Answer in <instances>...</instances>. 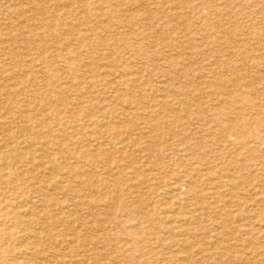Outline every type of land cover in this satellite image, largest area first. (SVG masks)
<instances>
[{
  "label": "rangeland",
  "instance_id": "374dc122",
  "mask_svg": "<svg viewBox=\"0 0 264 264\" xmlns=\"http://www.w3.org/2000/svg\"><path fill=\"white\" fill-rule=\"evenodd\" d=\"M224 1L225 0H0V39L2 40L0 41V148L2 149H0V165H4L0 167V178L2 179H0V188H2V190H0V226L2 225V227H0V253L2 254H0L2 256H0V264H19L20 262V264H38L39 262L40 264H95V262L96 264H115L117 261V264H257L259 262L264 264V241H261V239L264 240L262 233L264 230V162H262L264 161V118L262 117L264 116V0H227L225 3ZM250 1H252L254 5L251 4ZM245 2H248V4ZM237 9L239 11H237ZM18 13L20 15H18ZM246 13L247 15H245ZM235 14H237L236 17ZM255 17L258 18L255 19ZM229 20H231V22H229ZM236 23L238 25H236ZM115 25H117V27ZM67 28H72V30L69 31ZM203 30H205V32ZM242 30L244 32H242ZM45 32L47 37L45 36ZM188 33H190V35H188ZM81 34L84 36L82 37ZM255 38L259 40L260 45H258ZM183 43L187 47H185ZM244 45L247 46L245 47ZM255 45L261 46V48L259 47L258 49ZM10 47H13L12 50L9 49ZM226 47H229L228 49L231 47V49L228 50ZM252 49L254 50L253 53L251 51ZM206 50H209V52ZM220 50H222V53ZM256 50L258 52H256ZM223 52L225 54L224 57ZM173 53L177 55L175 56ZM199 54L201 56H199ZM234 54L238 57L236 58ZM217 56H219V58H217ZM132 60L133 62L135 61L134 64L131 63ZM227 60L231 61L228 62ZM227 62L230 64L226 65ZM97 64L99 66H97ZM207 64L210 65L208 66ZM239 64L243 67L246 66V68L243 69L242 67L241 71ZM56 65L57 67H55ZM189 65L191 67H189ZM230 65L233 67H230ZM52 66L55 67V70L52 69ZM235 67L237 71L235 70ZM248 67L249 70L247 69ZM198 68L200 70H198ZM158 69H160V71ZM212 69H214V72L217 69L218 71L216 72H218V74H215ZM229 69L233 71L231 72ZM40 70L41 72H39ZM251 70H254L253 73ZM150 72L151 74H149ZM225 72L226 75L228 74L227 76H225ZM42 73H44V75ZM233 73L239 75H233ZM33 74L38 75L36 77V75ZM219 74L221 76H219ZM7 77L10 78V80H7ZM254 77L256 79L258 78V81L255 80ZM131 78L134 79L132 80ZM163 78L167 80H163ZM201 78L204 81H202ZM242 79L244 80V83ZM261 79L262 81H260ZM134 80L136 82H134ZM15 81L18 86H16ZM232 82L234 84H232ZM248 82L255 90L249 88L250 85ZM253 82L254 84H251ZM90 84H92V86ZM232 85H234V87ZM215 86H217V91ZM77 87L80 88V90ZM244 87L249 88V90L251 89V92L247 90V88L245 90ZM19 88H21V90L20 92H17ZM56 88L58 89L56 90ZM49 89L51 91H49ZM68 90L70 92H68ZM237 90L240 93H238ZM252 90H254L253 92L256 95L254 93L252 94ZM259 90L262 92V95ZM236 91L237 93L235 94ZM213 92L216 93L213 94ZM189 93L192 94V96ZM201 94L202 96L200 97ZM250 96H252V98H250ZM255 96L256 98H254ZM131 97H133V99ZM143 98L145 99L143 100ZM226 99L231 102L228 103ZM224 100L228 105L224 102ZM67 102H70L71 104H67ZM117 102H119V104H117ZM95 103L97 105H95ZM212 103H214L213 106ZM215 103L222 106V109H220V107H216L218 105H215ZM221 103L223 104L221 105ZM253 103H255V105H253ZM20 106L26 108H22ZM6 108H8V111ZM64 109L66 110V113ZM87 109L90 110L87 111ZM218 112L220 114L218 115L219 118L217 116ZM220 116H222V118H220ZM53 117L55 121L52 120ZM82 118L84 119L83 121L80 120ZM241 118L242 120H240ZM56 121L57 123H55ZM124 121H126V123ZM239 121L241 123H239ZM45 125H47L46 128L48 133ZM109 126L111 128H109ZM78 129H80V131ZM148 129H150V131ZM77 130L79 132H77ZM86 131L88 133H86ZM19 134H21L22 137ZM58 134L61 135L59 136ZM62 135L64 136L62 137ZM56 136L61 138L58 139ZM15 137H17V139ZM153 137L156 139L158 137L156 140L157 142L155 141L157 146L155 145V148H149V146H147L149 145L148 142L151 139L154 140ZM9 139L11 142L8 141ZM61 140H63V142ZM17 143H21V145ZM145 147L147 149H144ZM257 147L259 148V151ZM56 148H58L57 150L59 151H57ZM64 148H67V151H64ZM61 149L62 151H60ZM105 150L106 152L108 151L107 153L109 157H107ZM149 150L151 151L150 153ZM152 150H160L162 155L158 156L157 153ZM244 150H246V152ZM138 152H141L142 154ZM247 152L249 153L247 154ZM6 153L9 154V157ZM28 153H30V156H28ZM252 153L253 158L250 157V155L252 156ZM155 154L157 156H154ZM38 155L40 156L39 160ZM137 155H139V157ZM149 155L151 156L149 157ZM28 158H30L32 162H28ZM56 159L57 161H55ZM103 159H105L106 162ZM246 159L248 163L246 162ZM101 160L103 161L101 162ZM259 160H261V162ZM35 162L37 167L35 166ZM186 162L188 164L190 163V165L192 164V167H190V165L188 167ZM231 162L234 164H230ZM8 164H11V167ZM57 164H59V166H57ZM261 165L263 167L261 170L262 172L259 171L261 169ZM12 166H14L13 169ZM24 166L25 169L23 168ZM256 166L258 167L256 168ZM95 167L98 170L94 169ZM232 167H234V169ZM253 167H255V169ZM48 168L50 169L49 171ZM162 168L166 171H163ZM219 169L221 172H219ZM8 171L11 172L12 175L9 174ZM234 172H236V174ZM225 175H228V179H225ZM19 176H21V178ZM69 176L71 178H69ZM85 176H89L90 178ZM119 176L123 179L119 178ZM251 177L253 180H251ZM257 178H260L261 180H258ZM10 180L12 181L10 182ZM211 180L212 182L214 181L213 184L210 183ZM220 181H223L222 184H219L221 183ZM42 182L44 183L42 184ZM101 182L102 185L100 184ZM259 183L263 184L261 185ZM49 185L51 189L49 188ZM209 185L211 187H209ZM251 185L253 187V191L250 190ZM258 185L260 187L262 186V189L258 187ZM226 186L227 188H225ZM73 187L75 189H73ZM220 187H222V189H220ZM238 187L240 192H238L239 189L236 190ZM207 189L211 193L213 191V193L211 194L209 191L206 192ZM105 190H107V192ZM232 190L234 193H231ZM214 192H216V195H214ZM80 194L82 196H80ZM208 194L210 196H208ZM10 195H12V197ZM66 195L68 196L66 197ZM211 195L214 198V203ZM46 196L47 199H45ZM194 196H196L197 200ZM15 197L16 201H14ZM182 198L184 200H182ZM28 199H30L29 202ZM185 200L186 202H183ZM215 201L217 203L218 201L221 202V205L218 204L214 206L217 204ZM235 202L239 204L237 205ZM261 202H263V204ZM93 203L99 206L96 205L95 208ZM188 203L189 208L187 207ZM88 205L90 207H88ZM120 205L122 207H120ZM177 205H180V207ZM8 206L9 209L14 206L15 207L12 208L11 211L8 209ZM134 207L135 209H133ZM182 207H185L186 210L188 209L189 212ZM220 207L223 208L222 211ZM36 208H40V210ZM69 208L74 211H69ZM37 211H40L41 213H38ZM84 211L88 215L84 213ZM33 214L34 216H32ZM197 215H199V217H196ZM86 216L90 217V219ZM259 217L263 219L260 220ZM4 218H6L7 221H5ZM21 218L24 221H22ZM33 218L36 219L34 220ZM185 218L186 220H184ZM196 218L198 219L196 220ZM250 219L254 223L251 222ZM173 220L174 223L172 222ZM249 220L250 222L248 223L247 221ZM10 221L14 223L11 224ZM261 221L262 223H259ZM84 222L85 224H83ZM193 222L195 224H192ZM217 222H219L220 225H218L219 223ZM256 222H258V225ZM216 226L219 227L217 228ZM213 227L217 228L216 230H219L212 231V229H214ZM166 228L167 230H165ZM177 228H179L180 231ZM205 228L208 229V231L205 230ZM209 230H211L212 233H210ZM221 230L223 231V234H226L223 235ZM91 231L92 233H95L90 234ZM148 231L150 232V235ZM166 231H168V233ZM48 232H51V234ZM213 232H216V234ZM10 234L12 238L10 237ZM12 234L14 236H12ZM78 234L80 238L78 237ZM176 234L178 237L175 236ZM186 235L190 236L187 237ZM2 236L4 237L3 240ZM176 237L180 238L174 239ZM220 237H223L224 239H219ZM5 239L6 241H4ZM91 239L94 240V243ZM179 240L181 241L179 242ZM4 242L6 245H4ZM15 248L18 251H16ZM37 249L39 250V253L36 251ZM81 250H85L84 252L86 254L81 252ZM27 252H30L29 256H26L28 255ZM84 255H86L87 258ZM201 255H204L202 257L203 260ZM17 256L20 259L17 258ZM58 256L60 257L58 258ZM40 257L41 261H39ZM244 257L245 259H243ZM255 257L258 262L255 260ZM30 258L33 260L30 261ZM190 258H192V262H190L191 260H188ZM42 259L45 260H43L45 263L42 262ZM37 260L39 262H37ZM26 261H28V263Z\"/></svg>",
  "mask_w": 264,
  "mask_h": 264
},
{
  "label": "bare ground",
  "instance_id": "6f19581e",
  "mask_svg": "<svg viewBox=\"0 0 264 264\" xmlns=\"http://www.w3.org/2000/svg\"><path fill=\"white\" fill-rule=\"evenodd\" d=\"M77 1H78V0H77ZM157 1H158V0H157ZM182 1H183V0H182ZM217 1H218V0H217ZM222 1H223V0H222ZM226 1H227V0H225L224 3H225ZM245 1H248V0H245ZM1 2H2V1H1ZM5 2H6V1H5ZM142 2H143V1H142ZM153 2H155V1H153ZM193 2H194V1H193ZM229 2H230V1H229ZM242 2H243V1H242ZM250 2H251V4L254 5V3H253L252 1H250ZM250 2H249V4H250ZM93 3H94V2H93ZM235 3H236V2H235ZM245 3L248 4V2H245ZM255 3H256V2H255ZM260 3H261V2H260ZM12 4H13V2H12ZM189 4H190V3H189ZM219 4H220V3H219ZM236 4H237V3H236ZM263 4H264V2H263ZM3 5H4V3H3ZM3 5H2V6H3ZM5 5H6V4H5ZM18 5H19V4H18ZM226 5H227V4H226ZM8 6H9V5H8ZM15 6H16V5H15ZM55 6H56V4H55ZM218 6H219V5H218ZM234 6H235V5H234ZM248 6H249V5H248ZM248 6H247V7H248ZM89 7H90V5H89ZM89 7H88V8H89ZM105 7H106V6H105ZM212 7H213V6H212ZM253 7H254V6H253ZM257 7H258V5H257ZM122 8H123V7H122ZM129 8H130V7H129ZM129 8H128V9H129ZM232 8H233V7H232ZM255 8H256V7H255ZM28 9H29V8H28ZM190 9H191V8H190ZM234 9H235V8H234ZM234 9H233V10H234ZM251 9H252V7H251ZM177 10H178V9H177ZM248 10H249V9H248ZM252 10H253V9H252ZM252 10H251V11H252ZM100 11H101V10H100ZM122 11H123V10H122ZM127 11H128V10H127ZM206 11H207V10H206ZM237 11H239V10L237 9ZM71 12H72V11H71ZM149 12H150V11H149ZM252 12H253V11H252ZM252 12H251V13H252ZM19 13H20V12H19ZM19 13H18V15H20ZM113 13H114V12H113ZM118 13H119V12H118ZM170 13H171V12H170ZM256 13H257V12H256ZM256 13H255V14H256ZM261 13H262V12H261ZM5 14H6V13H5ZM32 14H33V13H32ZM89 14H90V13H89ZM188 14H189V13H188ZM230 14H231V13H230ZM237 14H238V13H237ZM237 14H235V17H236ZM253 14H254V13H253ZM263 14H264V12H263ZM263 14H262V15H263ZM1 15H2V14H1ZM100 15H101V14H100ZM245 15H247V13H246ZM260 15H261V14H260ZM260 15H259V16H260ZM2 16H3V15H2ZM59 16H60V15H59ZM95 16H96V15H95ZM118 16H120V15H118ZM254 16H257V15H254ZM259 16H258V17H259ZM61 17H62V16H61ZM61 17H60V18H61ZM92 17H93V16H92ZM97 17H98V16H97ZM106 17H107V15H106ZM126 17H127V16H126ZM135 17H136V16H135ZM135 17H134V18H135ZM224 17H225V16H224ZM258 17H257V18H258ZM260 17H261V16H260ZM15 18H16V17H15ZM62 18H63V17H62ZM84 18H85V17H84ZM99 18H101V17H99ZM113 18H114V17H113ZM228 18H229V17H228ZM252 18H253V17H252ZM257 18L255 17V19H257ZM263 18H264V15H263ZM138 19H139V18H138ZM142 19H143V18H142ZM158 19H159V18H158ZM247 19H249V18H247ZM253 19H254V18H253ZM260 19H262V18H260ZM260 19H258V20H260ZM39 20H40V19H39ZM130 20H131V19H130ZM153 20H154V19H153ZM234 20H235V19H234ZM222 21H224V20H222ZM251 21H252V19H251ZM261 21H262V20H261ZM263 21H264V20H263ZM263 21H262V23H263ZM7 22H8V21H7ZM48 22H49V21H48ZM64 22H65V21H64ZM97 22H98V21H97ZM97 22H96V23H97ZM103 22H104V21H103ZM103 22H102V23H103ZM229 22H231V20H229ZM235 22H236V21H235ZM242 22H243V21H242ZM258 22H259V21H258ZM219 23H220V22H219ZM233 23H234V22H233ZM259 23H260V22H259ZM99 24H100V23H99ZM99 24H98V25H99ZM135 24H136V22H135ZM137 24H138V23H137ZM142 24H143V23H142ZM228 24H229V23H228ZM230 24H231V23H230ZM244 24H245V23H244ZM251 24H252V23H251ZM256 24H257V23H256ZM94 25H95V24H94ZM117 25H118V24H117ZM117 25H115V26L117 27ZM159 25H160V24H159ZM182 25H183V24H182ZM225 25H227V24H225ZM236 25H238V24L236 23ZM259 25H260V24H259ZM263 25H264V24H263ZM263 25H262V26H263ZM100 26H101V25H100ZM100 26H99V27H100ZM221 26H222V25H221ZM242 26H243V25H242ZM248 26H249V25H248ZM260 26H261V25H260ZM99 27H97V28H99ZM143 27H144V26H143ZM257 27H258V26H257ZM263 27H264V26H263ZM52 28H53V27H52ZM94 28H95V27H94ZM212 28H213V27H212ZM214 28H215V27H214ZM232 28H233V26H232ZM31 29H32V28H31ZM67 29H68V28H67ZM100 29H101V28H100ZM122 29H123V28H122ZM203 29H204V28H203ZM208 29H209V28H208ZM215 29H216V28H215ZM227 29H228V28H227ZM237 29H238V27H237ZM250 29H251V28H250ZM258 29H259V28H258ZM40 30H41V27H40ZM68 30L70 31V30H72V28H71V29H68ZM106 30H107V29H106ZM106 30H105V31H106ZM175 30H176V29H175ZM178 30H179V29H178ZM238 30H239V29H238ZM260 30H261V29H260ZM260 30H259V31H260ZM34 31H35V29H34ZM87 31H88V30H87ZM109 31H111V30H109ZM145 31H146V30H145ZM203 31L205 32V30H203ZM208 31H209V30H208ZM226 31H228V30H226ZM229 31H230V30H229ZM248 31H249V30H248ZM256 31H257V29H256ZM27 32H28V31H27ZM55 32H56V31H55ZM92 32H93V31H92ZM239 32H240V31H239ZM242 32H244V31L242 30ZM245 32H246V31H245ZM253 32H254V31H253ZM262 32H263V31H262ZM176 33H177V32H176ZM192 33H193V31H192ZM219 33H221V32H219ZM237 33H238V32H237ZM246 33H247V32H246ZM246 33H245V35H246ZM250 33H251V32H250ZM257 33H258V32H257ZM259 33H260V32H259ZM88 34H89V33H88ZM109 34H110V32H109ZM186 34H187V32H186ZM213 34L216 35L215 33H213ZM221 34H222V33H221ZM240 34H241V33H240ZM254 34H255V32H254ZM260 34H261V33H260ZM260 34H259V35H260ZM81 35H82V37L84 36L83 34H81ZM188 35H190V33H188ZM222 35H223V34H222ZM235 35H236V34H235ZM248 35H249V34H248ZM250 35H251V34H250ZM262 35H263V34H262ZM45 36H46V32H45ZM178 36H179V35H178ZM186 36H187V35H186ZM204 36H205V35H204ZM220 36H221V35H220ZM229 36H230V34H229ZM263 36H264V35H263ZM7 37H8V36H7ZM46 37H47V36H46ZM82 37H81V38H82ZM85 37H87V36H85ZM189 37H190V36H189ZM192 37H193V36H192ZM89 38H90V37H89ZM164 38H165V37H164ZM205 38H206V37H205ZM205 38H204V39H205ZM240 38H242V37H240ZM84 39H85V38H84ZM167 39H168V38H167ZM201 39H202V38H201ZM233 39H234V38H233ZM252 39H253V38H252ZM255 39H256V38H255ZM261 39H262V38H261ZM263 39H264V38H263ZM45 40H46V38H45ZM80 40H81V39H80ZM164 40H165V39H164ZM256 40H257V39H256ZM0 41H2V40L0 39ZM3 41H4V40H3ZM6 41H7V40H6ZM69 41H70V40H69ZM82 41H83V39H82ZM99 41H100V40H99ZM138 41H139V40H138ZM188 41H189V40H188ZM222 41H223V40H222ZM232 41H234V40H232ZM238 41H239V40H238ZM246 41H247V40H246ZM249 41H250V40H249ZM254 41H255V40H254ZM84 42H85V41H84ZM236 42H237V40H236ZM241 42H242V40H241ZM250 42H251V41H250ZM252 42H253V41H252ZM255 42H256V41H255ZM257 42H258V45H260V44H259V40H257ZM257 42H256V44H257ZM7 43H8V42H7ZM96 43H97V42H96ZM98 43H99V42H98ZM101 43H102V42H101ZM211 43H213V42H211ZM214 43H215V42H214ZM32 44H33V43H32ZM53 44H54V43H53ZM53 44H52V45H53ZM150 44H151V43H150ZM154 44H155V43H154ZM159 44H160V43H159ZM183 44H184V43H183ZM194 44H195V42H194ZM194 44H193V46H194ZM225 44H226V43H225ZM237 44H238V42H237ZM3 45H4V43H3ZM108 45H109V44H108ZM110 45H111V44H110ZM112 45H113V44H112ZM118 45H119V44H118ZM184 45H185V44H184ZM217 45H218V44H217ZM238 45H239V44H238ZM38 46H39V45H38ZM50 46H51V45H50ZM103 46H104V45H103ZM215 46H216V45H215ZM219 46H220V44H219ZM223 46H224V45H223ZM225 46H226V45H225ZM228 46H229V44H228ZM231 46H232V45H231ZM241 46H242V43H241ZM244 46L246 47L247 45H244ZM255 46H257V45H255ZM255 46H254V48H255ZM82 47H83V46H82ZM86 47H87V46H86ZM100 47H102V46H100ZM140 47H142V46H140ZM145 47H146V46H145ZM155 47H156V46H155ZM155 47H154V48H155ZM185 47H187V46L185 45ZM209 47H210V46H209ZM257 47H258V49H259V47L261 48V46H257ZM12 48H13V47H10L9 49L12 50ZM108 48H109V47H108ZM196 48H197V47H196ZM211 48H212V46H211ZM211 48H210V49H211ZM216 48H217V46H216ZM216 48H215V49H216ZM220 48H221V47H220ZM226 48H227V47H226ZM228 48H229V47H228ZM228 48H227V49H228ZM234 48H235V47H234ZM242 48H243V47H242ZM242 48H241V49H242ZM262 48H263V45H262ZM15 49H16V48H15ZM188 49H190V48H188ZM199 49H200V48H199ZM218 49H219V48H218ZM230 49H231V47H230ZM230 49H228V50H230ZM241 49H240V52H241ZM243 49H244V48H243ZM246 49H247V48H246ZM255 49H256V48H255ZM61 50H62V49H61ZM64 50H65V49H64ZM64 50H63V51H64ZM145 50H147V49H145ZM181 50H182V49H181ZM204 50H205V49H204ZM9 51H10V50H9ZM38 51H39V48H38ZM85 51H86V50H85ZM141 51H143V50H141ZM169 51H170V50H169ZM169 51H168V52H169ZM206 51H207V50H206ZM206 51H205V52H206ZM213 51H214V49H213ZM220 51H221V53H222V50H220ZM220 51H218V52H220ZM247 51H248V50H247ZM251 51H252V53H253L254 50L252 49ZM6 52H7V51H6ZM72 52H73V51H72ZM92 52H94V51H92ZM174 52H175V51H174ZM189 52H190V51H189ZM189 52H187V53H189ZM207 52H209V50H208ZM214 52H215V51H214ZM229 52H230V51H229ZM233 52H234V51H233ZM248 52H249V51H248ZM256 52H258V51L256 50ZM62 53H63V52H62ZM73 53H74V52H73ZM80 53H81V52H80ZM136 53H137V52H136ZM243 53H245V52H243ZM259 53H260V52H259ZM122 54H123V53H122ZM130 54H131V53H130ZM168 54H169V53H168ZM173 54H174V53H173ZM200 54H201V52H200ZM200 54H199V56H201ZM202 54H203V53H202ZM246 54H247V53H246ZM248 54H249V53H248ZM60 55H61V53H60ZM123 55H124V54H123ZM169 55H170V54H169ZM174 55H175V54H174ZM176 55H177V54H176ZM176 55H175V56H176ZM181 55H183V54H181ZM224 55H225V54H224V52H223V57H224ZM240 55H241V54H240ZM258 55H259V54H258ZM119 56H120V54H119ZM141 56H142V55H141ZM155 56H156V55H155ZM203 56H204V55H203ZM221 56H222V54H221ZM234 56H235V54H234ZM21 57H22V56H21ZM143 57H144V56H143ZM143 57H142V59H143ZM159 57H161V56H159ZM209 57H210V56H209ZM228 57H229V55H228ZM230 57H231V56H230ZM235 57H236V56H235ZM237 57H238V56H237ZM237 57H236V58H237ZM253 57H254V56H253ZM259 57H260V56H259ZM95 58H96V57H95ZM95 58H93V59H95ZM120 58H121V57H120ZM151 58H152V57H151ZM217 58H219V56H217ZM244 58H245V57H244ZM113 59H114V57H113ZM157 59H158V58H157ZM199 59H200V57H199ZM223 59H224V58H223ZM232 59H233V58H232ZM250 59H252V58H250ZM11 60H12V59H11ZM61 60H62V59H61ZM104 60H105V59H104ZM147 60H149V59H147ZM155 60H156V59H155ZM160 60H161V59H160ZM189 60H190V59H189ZM203 60H205V59H203ZM233 60H234V59H233ZM237 60H238V59H237ZM248 60H249V56H248ZM254 60H256V59H254ZM261 60H263V59H261ZM66 61H67V60H66ZM96 61H97V60H96ZM114 61H115V59H114ZM121 61H122V60H121ZM144 61H145V59H144ZM156 61H157V60H156ZM158 61H159V60H158ZM173 61H174V60H173ZM186 61H187V59H186ZM227 61H228V60H227ZM230 61H231V60H230ZM230 61H228V62H230ZM234 61H235V60H234ZM234 61H233V62H234ZM245 61H246V60H245ZM5 62H6V59H5ZM27 62H28V61H27ZM134 62H135V61H134ZM134 62H133V60H132L131 63L134 64ZM142 62H143V60H142ZM189 62H191V61H189ZM189 62H188V63H189ZM199 62H200V61H199ZM204 62H205V61H204ZM225 62H226V61H225ZM228 62L226 63V65L228 64ZM233 62H232V63H233ZM237 62H238V61H237ZM246 62H247V61H246ZM258 62H259V61H258ZM61 63H62V62H61ZM83 63H84V62H83ZM121 63H122V62H121ZM137 63H138V62H137ZM151 63H152V62H151ZM200 63H202V62H200ZM216 63H217V60H216ZM216 63H215V64H216ZM9 64H10V63H9ZM17 64H18V63H17ZM26 64H27V63H26ZM65 64H66V63H65ZM192 64H193V63H192ZM197 64H198V63H197ZM229 64H230V63H229ZM229 64H228V65H229ZM240 64H241V63H240ZM240 64H239V66H240V70H241V68H242L243 66L240 65ZM255 64H256V63H255ZM66 65H67V64H66ZM125 65H126V64H125ZM128 65H129V64H128ZM128 65H127V66H128ZM155 65H156V64H155ZM173 65H174V64H173ZM184 65H185V64H184ZM190 65H191V64H190ZM190 65H189V67L192 66V65H191V66H190ZM199 65H200V64H199ZM207 65H208V64H207ZM209 65H210V64H209ZM209 65H208V66H209ZM233 65H234V64H233ZM243 65H244V64H243ZM261 65H262V64H261ZM7 66H9V65H7ZM11 66H12V64H11ZM18 66H19V65H18ZM82 66H83V65H82ZM97 66H99V65L97 64ZM100 66H101V65H100ZM115 66L117 67L116 64H115ZM118 66H119V65H118ZM129 66H130V65H129ZM237 66H238V64H237ZM248 66H249V65H248ZM254 66H255V65H254ZM254 66H253V67H254ZM257 66H258V65H257ZM53 67H54V66H52V69L55 70V67H57V65H56L54 68H53ZM130 67H131V66H130ZM138 67H140V66H138ZM185 67H186V66H185ZM202 67H203V65H202ZM206 67H207V66H206ZM226 67H227V66H226ZM230 67H233V66L230 65ZM263 67H264V65H263ZM19 68H20V67H19ZM32 68H33V67H32ZM213 68H214V67H213ZM244 68H246V66L243 67V69H244ZM258 68H259V67H258ZM3 69H4V68H3ZM56 69H57V68H56ZM183 69H184V68H183ZM204 69H205V68H204ZM204 69H203V70H204ZM221 69H222V66H221ZM227 69H228V67H227ZM232 69H233V68H232ZM237 69H238V68H237ZM247 69L249 70V67H248ZM255 69H256V68H255ZM261 69H263V68H261ZM47 70H48V69H47ZM158 70L160 71V69H158ZM198 70H200V69L198 68ZM201 70H202V69H201ZM229 70H230V69H229ZM235 70H236V67H235ZM235 70H234V71H235ZM245 70H246V69H245ZM245 70H244V71H245ZM258 70H260V69H258ZM32 71H33V70H32ZM52 71H53V70H52ZM133 71H134V70H133ZM188 71H189V70H188ZM205 71H206V69H205ZM210 71H211V70H210ZM210 71H209V72H210ZM212 71L214 72V69H212ZM212 71H211V72H212ZM216 71H218V70L216 69L214 73H215V74H216V73L218 74V72H216ZM225 71H226V70H225ZM227 71H228V70H227ZM230 71H231V70H230ZM232 71H233V70H232ZM232 71H231V72H232ZM236 71H237V70H236ZM238 71H239V70H238ZM241 71H242V70H241ZM251 71H252V73H253L254 70H251ZM39 72H41V70H40ZM47 72H48V71H47ZM53 72H54V71H53ZM85 72H86V71H85ZM202 72H203V71H202ZM239 72H240V71H239ZM245 72H246V71H245ZM259 72H260V71H259ZM26 73H27V72H26ZM26 73H25V74H26ZM57 73H58V72H57ZM99 73H100V72H99ZM160 73H161V72H160ZM175 73H176V72H175ZM181 73H182V72H181ZM203 73H204V72H203ZM207 73H208V72H207ZM236 73H237V72H236ZM248 73H250V72H248ZM248 73H247V74H248ZM252 73H251V74H252ZM254 73H255V72H254ZM257 73H258V72H257ZM42 74L44 75V73H42ZM101 74H102V73H101ZM128 74H130V73H128ZM149 74H151V72H150ZM185 74H186V73H185ZM212 74H213V73H212ZM221 74H222V73H221ZM224 74H225V76L228 75V74L226 75V72H225ZM224 74H223V75H224ZM234 74H235V73H233V75H234ZM240 74H241V73H240ZM242 74H243V73H242ZM8 75H9V74H8ZM8 75H7V76H8ZM33 75H36V77H37L38 74H33ZM47 75H49V74H47ZM55 75H56V74H55ZM88 75H89V74H88ZM157 75H158V74H157ZM193 75H194V74H193ZM223 75H222V76H223ZM235 75H239V74H235ZM254 75H255V74H254ZM258 75H259V74H258ZM17 76H18V75H17ZM49 76H50V75H49ZM62 76H64V75H62ZM62 76H61V77H62ZM133 76H134V75H133ZM197 76H198V75H197ZM204 76H206V75H204ZM219 76H221V75L219 74ZM219 76H218V77H219ZM225 76H224V77H225ZM231 76H232V75H231ZM243 76H244V75H243ZM246 76H247V75H246ZM252 76H253V75H252ZM252 76H251V77H252ZM255 76H256V75H255ZM9 77H10V76H9ZM21 77H22V76H21ZM125 77H127V76H125ZM134 77H136V76H134ZM198 77H199V76H198ZM198 77H197V78H198ZM201 77H202V76H201ZM215 77H216V76H215ZM240 77H241V76H240ZM240 77H239V78H240ZM257 77H258V76H257ZM260 77H261V75H260ZM5 78H6V77H5ZM7 78H8V77H7ZM11 78H12V77H11ZM136 78H137V77H136ZM145 78H146V76H145ZM182 78H183V77H182ZM187 78H188V77H187ZM199 78H200V77H199ZM204 78H205V77H204ZM216 78H217V77H216ZM226 78H227V77H226ZM229 78H230V77H229ZM236 78H237V77H236ZM242 78H243V77H242ZM254 78H255V77H254ZM261 78H262V77H261ZM3 79H4V78H3ZM3 79H2V80H3ZM60 79H61V78H60ZM63 79H64V78H63ZM129 79H130V78H129ZM131 79H132V78H131ZM133 79H134V78H133ZM133 79H132V80H133ZM164 79H165V78H163V80H164ZM176 79H178V78H176ZM201 79H202V78H201ZM221 79H222V78H221ZM221 79H219V80H221ZM232 79H233V77H232ZM257 79H258V78H257ZM257 79L255 78V80H257ZM262 79H263V78H262ZM262 79H261L260 81H262ZM7 80H10V78H8ZM12 80H13V79H12ZM12 80H11V81H12ZM34 80H36V79H34ZM41 80H42V79H41ZM41 80H40V81H41ZM77 80H78V79H77ZM77 80H76V81H77ZM84 80H85V79H84ZM165 80H167V79H165ZM228 80H229V79H228ZM228 80H227V82L229 83L230 80H229V81H228ZM237 80H238V79H237ZM242 80H243V79H242ZM245 80H246V79H245ZM0 81H1V80H0ZM32 81H33V80H32ZM59 81H60V80H59ZM61 81H62V79H61ZM61 81H60V82H61ZM90 81H91V80H90ZM127 81H128V80H127ZM142 81H143V80H142ZM148 81H149V80H148ZM202 81H204V80L202 79ZM210 81H211V80H210ZM215 81H216V80H215ZM238 81H239V80H238ZM257 81H258V80H257ZM260 81H259V82H260ZM15 82H16V81H15ZM15 82H14V83H15ZM28 82H30V81H28ZM53 82H54V81H53ZM82 82H83V81H82ZM134 82H136V81L134 80ZM175 82H176V81H175ZM222 82H223V81H222ZM239 82H240V81H239ZM245 82H246V81H245ZM249 82H250V81H249ZM249 82H248V83H249ZM251 82H252V81H251ZM254 82H255V81H254ZM254 82L251 83V84H254ZM263 82H264V81H263ZM14 83H13V84H14ZM55 83H56V82H55ZM121 83H122V82H121ZM141 83H142V82H141ZM141 83H140V84H141ZM186 83H187V82H186ZM202 83H203V82H202ZM205 83H206V82H205ZM212 83H213V82H212ZM225 83H226V82H225ZM225 83H224V85H225ZM237 83H238V82H237ZM243 83H244V80H243ZM11 84H12V83H11ZM175 84H176V83H175ZM213 84H214V83H213ZM232 84H234V83L232 82ZM235 84H236V83H235ZM23 85H24V84H23ZM67 85H68V84H67ZM80 85H81V84H80ZM90 85L92 86V84H90ZM188 85H189V84H188ZM188 85H187V86H188ZM206 85H207V83H206ZM214 85H215V84H214ZM217 85H219V84H217ZM228 85H229V84H228ZM237 85H238V84H237ZM240 85H241V84H240ZM240 85H239V86H240ZM249 85H250V83H249ZM5 86H6V85H5ZM16 86H18L17 82H16ZM56 86H57V83H56ZM232 86L234 87V85H232ZM241 86H242V85H241ZM241 86H240V87H241ZM252 86H254V85H252ZM30 87H31V86H30ZM57 87H58V86H57ZM69 87H70V86H69ZM95 87H96V86H95ZM121 87H122V86H121ZM195 87H196V86H195ZM216 87H217V86H215V89H216ZM240 87H239V88H240ZM242 87H243V86H242ZM248 87H249V86H248ZM60 88H61V87H60ZM64 88H65V87H64ZM77 88H78V87H77ZM182 88H183V87H182ZM185 88H186V87H185ZM230 88H231V87H230ZM244 88H245V87H244ZM246 88H247V87H246ZM246 88H245V90H246ZM249 88L254 89L253 87H251V85H250ZM249 88H247V90H249ZM57 89H58V88H56V90H57ZM68 89H69V88H68ZM78 89L80 90V88H78ZM186 89H188V88H186ZM231 89H232V88H231ZM241 89H243V88H241ZM10 90H11V89H10ZM18 90H19V91H18ZM18 90H17V92H20L21 88H19ZM41 90H42V89H41ZM61 90H62V89H61ZM70 90H71V89H70ZM127 90H128V89H127ZM131 90H132V89H131ZM198 90H199V89H198ZM201 90H202V89H201ZM228 90H230V89H228ZM238 90L240 91V89H238ZM238 90H237V91H238ZM250 90H251V89H250ZM250 90H249V91H250ZM254 90H255V89H254ZM254 90H252V94L254 93V92H253ZM33 91H34V90H33ZM49 91H51V90L49 89ZM216 91H217V89H216ZM220 91H221V90H220ZM220 91H218V92H220ZM237 91L235 92V94L237 93ZM239 91H238V93L242 92V91H240V92H239ZM259 91H260V90H259ZM259 91H258V92H259ZM262 91H263V90H262ZM66 92H67V91H66ZM68 92H70V91L68 90ZM76 92H77V90H76ZM138 92H139V91H138ZM186 92H187V91H186ZM197 92H198V91H197ZM223 92H226V91H223ZM233 92H234V91H233ZM244 92H245V91H244ZM250 92H251V91H250ZM260 92H261V91H260ZM4 93H5V92H4ZM33 93H34V92H33ZM78 93H79V92H78ZM181 93H182V92H181ZM209 93H211V92H209ZM214 93H216V92H213V94H214ZM247 93H248V92H247ZM256 93H257V91H256ZM56 94H57V93H56ZM83 94H84V93H83ZM146 94H147V93H146ZM189 94H190V93H189ZM199 94H200V93H199ZM199 94H198V95H199ZM228 94H229V92H228ZM245 94H246V93H245ZM254 94H255V93H254ZM258 94H259V93H258ZM28 95H29V94H28ZM28 95H27V96H28ZM33 95H34V94H33ZM180 95H181V94H180ZM190 95L192 96V94H190ZM190 95H189V96H190ZM231 95H232V94H231ZM246 95H247V94H246ZM250 95H251V93H250ZM255 95H256V94H255ZM261 95H262V92H261ZM42 96H43V95H42ZM82 96H83V95H82ZM143 96H144V95H143ZM201 96H202V94L200 95V97H201ZM213 96H215V95H213ZM216 96H217V95H216ZM263 96H264V95H263ZM263 96H261V97H263ZM29 97H30V96H29ZM29 97H28V98H29ZM37 97H38V96H37ZM63 97H64V96H63ZM63 97H62V98H63ZM79 97H80V96H79ZM83 97H84V96H83ZM98 97H99V96H98ZM100 97H101V96H100ZM138 97H139V96H138ZM146 97H147V95H146ZM231 97H232V96H231ZM235 97H236V96H235ZM246 97H247V96H246ZM248 97H249V96H248ZM261 97H260V99H261ZM52 98H53V97H52ZM95 98H96V97H95ZM127 98H128V97H127ZM131 98L133 99V97H131ZM193 98H194V97H193ZM195 98H196V97H195ZM227 98H228V97H227ZM233 98H234V97H233ZM241 98H242V97H241ZM250 98H252V96H250ZM254 98H256V96H255ZM38 99H39V98H38ZM45 99H46V98H45ZM54 99H55V96H54ZM56 99H58V98H56ZM63 99H64V98H63ZM144 99H145V98H143V100H144ZM198 99H199V98H198ZM218 99H219V98H218ZM230 99H232V98H230ZM242 99H243V98H242ZM247 99H248V98H247ZM3 100H4V99H3ZM18 100H19V99H18ZM30 100L32 101L31 98H30ZM65 100H66V99H65ZM81 100H83V99H81ZM95 100H96V99H95ZM194 100H197V99H194ZM202 100H203V98H202ZM226 100H227V99H226ZM251 100H252V99H251ZM258 100H259V98H258ZM6 101H7V100H6ZM55 101H56V100H55ZM111 101H112V100H111ZM145 101H146V100H145ZM216 101H217V100H216ZM247 101H248V100H247ZM18 102H19V101H18ZM32 102H33V101H32ZM133 102H134V101H133ZM221 102H223V101H221ZM224 102H225V100H224ZM227 102L229 103V102H231V101H230V100H229V101L227 100ZM227 102H225V103L227 104ZM233 102H234V100H233ZM260 102H262V101H260ZM29 103H31V102H29ZM42 103H43V102H42ZM68 103H70V102H67V104H68ZM107 103H108V102H107ZM126 103H128V102H126ZM216 103H217V102H216ZM216 103H215V105H218V106H216V107H220V109H222V106H219V104H216ZM242 103H243V102H242ZM246 103H247V102H246ZM249 103H250V102H249ZM263 103H264V101H263ZM8 104H9V103H8ZM70 104H71V103H70ZM93 104H94V103H93ZM105 104H106V103H105ZM117 104H119V102H117ZM213 104H214V103H212V106H213ZM222 104H223V103H221V105H222ZM234 104H235V103H234ZM3 105H4V104H3ZM77 105H78V103H77ZM95 105H97V104L95 103ZM227 105H228V104H227ZM238 105H239V103H238ZM240 105H241V103H240ZM246 105H247V104H246ZM253 105H255V103H253ZM35 106H36V105H35ZM51 106H52V105H51ZM58 106H59V105H58ZM93 106H94V105H93ZM98 106H99V105H98ZM165 106H167V105H165ZM178 106H179V105H178ZM181 106H182V104H181ZM201 106H202V105H201ZM212 106H211V107H212ZM233 106H235V105H233ZM233 106H232V108H233ZM6 107H7V104H6ZM20 107H22V108H26V107H23V106H20ZM101 107H102V106H101ZM109 107H110V106H109ZM125 107H126V106H125ZM146 107H147V106H146ZM236 107H237V106H236ZM250 107H251V106H250ZM257 107H258V106H257ZM262 107H263V106H262ZM147 108H148V107H147ZM147 108H146V109H147ZM152 108H153V107H152ZM166 108H168V107H166ZM213 108H215V107H213ZM238 108H239V107H238ZM11 109H12V108H11ZM11 109H10V110H11ZM19 109H20V108H19ZM42 109H43V108H42ZM90 109H91V108H90ZM90 109H87V111L90 110ZM133 109H134V108H133ZM211 109H212V108H211ZM215 109H216V108H215ZM218 109H219V108H218ZM235 109H236V108H235ZM261 109H262V108H261ZM1 110H2V108H1ZM6 110L8 111V108H6ZM10 110H9V113H10ZM12 110H13V109H12ZM24 110H25V109H24ZM49 110H50V109H49ZM92 110H93V109H92ZM236 110H237V109H236ZM236 110H235V111H236ZM22 111H23V110H22ZM43 111H44V110H43ZM64 111H65V113H66V110H65V109H64ZM213 111H214V110H213ZM216 111H217V110H216ZM237 111H238V110H237ZM261 111H262V110H261ZM23 112H24V111H23ZM25 112H26V111H25ZM79 112H80V110H79ZM95 112H96V111H95ZM118 112H119V111H118ZM170 112H171V110H170ZM220 112H221V110H220ZM239 112H240V111H239ZM246 112H247V111H246ZM246 112H244V113H246ZM16 113H17V112H16ZM65 113H64V114H65ZM81 113H82V111H81ZM85 113H87V112H85ZM98 113H99V112H98ZM124 113H125V112H124ZM162 113H163V112H162ZM172 113H173V111H172ZM175 113H176V112H175ZM221 113H222V112H221ZM233 113H234V112H233ZM244 113H243V114H244ZM257 113H259V112H257ZM260 113H261V112H260ZM24 114H25V113H24ZM53 114H54V113H53ZM157 114H158V113H157ZM197 114H198V113H197ZM229 114H230V113H229ZM229 114H228V115H229ZM237 114H238V113H237ZM262 114H263V113H262ZM10 115H11V114H10ZM25 115H26V114H25ZM36 115H37V114H36ZM75 115H76V114H75ZM86 115H87V114H86ZM89 115H90V113H89ZM143 115H144V114H143ZM145 115H146V114H145ZM191 115H192V114H191ZM218 115H220L219 112H218L217 116H218ZM235 115H236V114H235ZM20 116H21V115H20ZM49 116H50V115H49ZM68 116H69V115H68ZM126 116H128V115H126ZM129 116H130V115H129ZM152 116H153V115H152ZM154 116H155V115H154ZM224 116H225V113H224ZM240 116H241V115H240ZM258 116H259V115H258ZM0 117H1V116H0ZM62 117H63V116H62ZM112 117H113V116H112ZM169 117H170V116H169ZM230 117H231V116H230ZM241 117H242V116H241ZM262 117L264 118V116H262ZM3 118H4V117H3ZM34 118H35V117H34ZM80 118H81V117H80ZM83 118H84V117H83ZM83 118L80 119V120L83 121V120H84ZM143 118H144V117H143ZM218 118H219V116H218ZM220 118H222V116H220ZM17 119H18V118H17ZM50 119H51V117H50ZM61 119H62V118H61ZM117 119H118V118H117ZM122 119H123V117H122ZM229 119H230V118H229ZM243 119H244V118H243ZM6 120H7V119H6ZM18 120H19V119H18ZM52 120H54V117H53ZM218 120H219V119H218ZM222 120H225V119H222ZM231 120H232V119H231ZM231 120H230V121H231ZM237 120H239V119H237ZM240 120H242V118H241ZM248 120H249V119H248ZM14 121H15V120H14ZM54 121H55V120H54ZM54 121H53V122H54ZM63 121H64V120H63ZM63 121H62V122H63ZM76 121H77V120H76ZM243 121H244V120H243ZM10 122H11V121H10ZM17 122H18V121H17ZM23 122H24V121H23ZM50 122H52V121H50ZM79 122H80V121H79ZM124 122L126 123V121H124ZM153 122H154V121H153ZM220 122H221V121H220ZM236 122H238V121H236ZM5 123H6V122H5ZM5 123H4V125H5ZM55 123H57V121H56ZM72 123H73V122H72ZM109 123H110V122H109ZM184 123H185V122H184ZM239 123H241V122L239 121ZM7 124H8V123H7ZM77 124H79V123H77ZM77 124H76V125H77ZM83 124H85V123H83ZM105 124H106V121H105ZM164 124H165V123H164ZM249 124H250V123H249ZM50 125H51V124H50ZM98 125H99V124H98ZM107 125H108V124H107ZM144 125H145V124H144ZM256 125H257V124H256ZM31 126H32V125H31ZM46 126H47V125H45V128H46ZM68 126H69V125H68ZM99 126H100V125H99ZM110 126H111V124H110ZM110 126H109V128H111ZM115 126H117V125H115ZM262 126H263V125H262ZM4 127H5V126H4ZM51 127H52V126H51ZM51 127H50V128H51ZM53 127H54V126H53ZM60 127H61V126H60ZM62 127H63V126H62ZM100 127H101V126H100ZM103 127H104V126H103ZM106 127H107V126H106ZM130 127H131V126H130ZM221 127H222V126H221ZM228 127H229V126H228ZM228 127H227V128H228ZM238 127H239V125H238ZM253 127H254V126H253ZM257 127H258V126H257ZM259 127H260V126H259ZM6 128H7V127H6ZM28 128H29V127H28ZM81 128H82V127H81ZM97 128H99V127H97ZM146 128H147V126H146ZM227 128H226V129H227ZM234 128H235V127H234ZM260 128H261V127H260ZM76 129H77V128H76ZM93 129H94V128H93ZM126 129H127V128H126ZM128 129H129V128H128ZM261 129H262V128H261ZM5 130H6V129H5ZM5 130H4V131H5ZM40 130H41V129H40ZM46 130H47V128H46ZM49 130H51V129H49ZM78 130L80 131V129H78ZM78 130H77V132H79ZM95 130H96V128H95ZM136 130H137V129H136ZM140 130H141V129H140ZM148 130L150 131V129H148ZM55 131H56V130H55ZM64 131H66V130H64ZM88 131H89V130H88ZM132 131H133V130H132ZM219 131H220V130H219ZM248 131H249V130H248ZM255 131H256V130H255ZM95 132H96V131H95ZM114 132H115V131H114ZM133 132H134V131H133ZM154 132H155V131H154ZM205 132H206V131H205ZM208 132H210V131H208ZM225 132H226V131H225ZM227 132H229V131H227ZM4 133H5V132H4ZM4 133H3V134H4ZM19 133H20V132H19ZM47 133H48V130H47ZM52 133H53V132H52ZM80 133H81V132H80ZM86 133H88V132L86 131ZM93 133H94V132H93ZM97 133H98V132H97ZM118 133H119V132H118ZM123 133H124V132H123ZM127 133H128V132H127ZM129 133H131V132H129ZM191 133H192V132H191ZM211 133H212V132H211ZM251 133H252V132H251ZM262 133H263V132H262ZM1 134H2V133H1ZM15 134H16V133H15ZM50 134H51V133H50ZM67 134H68V133H67ZM113 134H114V133H113ZM131 134H132V133H131ZM227 134H228V133H227ZM241 134H242V133H241ZM263 134H264V133H263ZM19 135L21 136V134H19ZM48 135H49V134H48ZM54 135H55V132H54ZM58 135H59V134H58ZM60 135H61V134H60ZM60 135H59V136H60ZM90 135H91V133H90ZM95 135H96V134H95ZM102 135H103V134H102ZM105 135H106V134H105ZM120 135H121V134H120ZM205 135H206V134H205ZM209 135H210V134H209ZM218 135H219V134H218ZM50 136H51V135H50ZM59 136H58V137H59ZM63 136H64V135H62V137H63ZM85 136H86V135H85ZM87 136H88V135H87ZM110 136H111V135H110ZM206 136H207V135H206ZM216 136H217V135H216ZM5 137H6V136H5ZM21 137H22V136H21ZM54 137H55V136H54ZM56 137H57V136H56ZM58 137H57V138H58ZM92 137H93V136H92ZM104 137H105V136H104ZM151 137H152V136H151ZM239 137H240V136H239ZM13 138H14V137H13ZM15 138L17 139V137H15ZM42 138H43V136H42ZM44 138H45V137H44ZM50 138H51V137H50ZM57 138H56V139H57ZM60 138H61V137H60ZM60 138H58V139H60ZM88 138H89V137H88ZM93 138H94V137H93ZM101 138H102V137H101ZM110 138H112V137H110ZM153 138H154V137H153ZM209 138H210V136H209ZM214 138H215V137H214ZM236 138H237V137H236ZM248 138H249V137H248ZM4 139H5V138H4ZM28 139H29V138H28ZM69 139H70V138H69ZM94 139H95V138H94ZM157 139H158V137H157ZM157 139H156V138H154V140L151 139V140L148 142L149 145H147V146H149V148H152V147L155 148V147L157 146V144L155 143V141H156ZM5 140H6V139H5ZM36 140H37V139H36ZM36 140H35V141H36ZM54 140H55V139H54ZM79 140H80V139H79ZM91 140H92V139H91ZM95 140H96V139H95ZM214 140H215V139H214ZM237 140H239V139H237ZM8 141H10V139H9ZM28 141H29V140H28ZM33 141H34V140H33ZM56 141H57V140H56ZM61 141L63 142V140H61ZM135 141H136V140H135ZM10 142H11V141H10ZM14 142H15V141H14ZM47 142H48V141H47ZM85 142H86V141H85ZM101 142H102V141H101ZM156 142H157V141H156ZM207 142H208V140H207ZM255 142H256V141H255ZM260 142H261V141H260ZM263 142H264V140H263ZM15 143H16V142H15ZM245 143H246V142H245ZM17 144L21 145V143H17ZM26 144H27V143H26ZM83 144H84V143H83ZM86 144H87V143H86ZM210 144H211V143H210ZM256 144H257V143H256ZM258 144H259V143H258ZM22 145H24V144H22ZM58 145H59V144H58ZM96 145H97V143H96ZM155 145H156V146H155ZM199 145H200V144H199ZM199 145H197V146H199ZM215 145H218V144H215ZM261 145H262V144H261ZM261 145H260V146H261ZM2 146H3V145H2ZM33 146H34V145H33ZM37 146H38V145H37ZM66 146H68V145H66ZM86 146H87V145H86ZM97 146H98V145H97ZM125 146H126V145H125ZM140 146H141V145H140ZM181 146H182V145H181ZM242 146H243V145H242ZM246 146H247V145H246ZM16 147H17V146H16ZM20 147H21V146H20ZM100 147H101V146H100ZM6 148H7V147H6ZM53 148H55V147H53ZM207 148H208V147H207ZM243 148H244V147H243ZM257 148H258V147H257ZM0 149H1V148H0ZM7 149H8V148H7ZM17 149H18V148H17ZM20 149H21V148H20ZM23 149H25V148H23ZM57 149H58V148H56V150H57ZM64 149H65V148H64ZM104 149H105V148H104ZM138 149H139V148H138ZM138 149H137V151H138ZM144 149H147V148L145 147ZM245 149H246V147H245ZM1 150H2V149H1ZM8 150H9V149H8ZM41 150H42V149H41ZM44 150H45V149H44ZM91 150H94V149H91ZM98 150H99V149H98ZM135 150H136V149H135ZM139 150H140V149H139ZM150 150H151V149H150ZM150 150H149V153L151 152ZM196 150H197V149H196ZM212 150H213V149H212ZM42 151H43V150H42ZM57 151H59V150H57ZM60 151H62V149H61ZM64 151H67V148H66ZM87 151H88V150H87ZM132 151H133V150H132ZM152 151L155 152V153H157L158 156L162 155V154H161L162 152H161L160 150H156L157 152L154 151V150H152ZM213 151H214V150H213ZM244 151L246 152V150H244ZM258 151H259V148H258ZM258 151H257V152H258ZM82 152H83V151H82ZM85 152H86V151H85ZM99 152H100V151H99ZM99 152H97V153H99ZM105 152H106V150H105ZM105 152H104V153H105ZM107 152H108V151H107ZM107 152H106L107 157H109ZM134 152H135V151H134ZM142 152H143V151H142ZM197 152H198V151H197ZM250 152H251V149H250ZM252 152H253V150H252ZM255 152H256V151H255ZM20 153H21V151H20ZM39 153H40V152H39ZM66 153H67V152H66ZM87 153H88V152H87ZM90 153H91V152H90ZM92 153H93V152H92ZM104 153H103V154H104ZM138 153H141V152H138ZM138 153H137V154H138ZM143 153H144V152H143ZM147 153H148V151H147ZM149 153H148V154H149ZM210 153H211V152H210ZM210 153H209V154H210ZM234 153H235V152H234ZM234 153H233V155H234ZM248 153H249V152H247V154H248ZM260 153H261V152H260ZM6 154H7V156L9 155L8 153H6ZM10 154H11V153H10ZM22 154H23V153H22ZM28 154H29L28 156H30V153H28ZM74 154H75V153H74ZM82 154H83V153H82ZM141 154H142V153H141ZM224 154H226V153H224ZM227 154H229V153H227ZM262 154H263V152H262ZM15 155H16V154H15ZM32 155H33V153H32ZM100 155H101V154H100ZM157 155L155 154L154 156H157ZM230 155H231V154H230ZM1 156H2V155H1ZM84 156H85V155H84ZM137 156L139 157V155H137ZM147 156H148V155H147ZM147 156H146V158H147ZM150 156H151V155H149V157H150ZM226 156H228V155H226ZM257 156H258V155H257ZM3 157H4V156H3ZM8 157H9V156H8ZM34 157H35V156H34ZM39 157H40V156L38 155V160H39ZM44 157H45V156H44ZM90 157H91V154H90ZM204 157H205V156H204ZM250 157L253 158V153H252V156L250 155ZM259 157H260V156H259ZM0 158H1V157H0ZM220 158H221V156H220ZM223 158H225V157H223ZM248 158H249V157H248ZM263 158H264V156H263ZM28 159H29L28 162H32V161L30 160V158H28ZM57 159H58V158H57ZM57 159H56L55 161H57ZM101 159H102V158H101ZM156 159H157V158H156ZM156 159H155V160H156ZM221 159H222V158H221ZM225 159H226V158H225ZM12 160H13V159H12ZM26 160H27V159H26ZM59 160H60V158H59ZM65 160H66V158H65ZM81 160H83V159H81ZM103 160H105V159H103ZM103 160H101V162H102ZM125 160H127V159H125ZM144 160H145V159H144ZM147 160H148V159H147ZM223 160H224V159H223ZM239 160H240V159H239ZM261 160H263V159H261ZM261 160H259V161L261 162ZM1 161H2V160H1ZM23 161H24V160H23ZM23 161H22V162H23ZM41 161H42V160H41ZM61 161H62V159H61ZM87 161H88V160H87ZM89 161H90V160H89ZM98 161H99V160H98ZM138 161H139V160H138ZM192 161H193V160H192ZM199 161H200V160H199ZM251 161H252V160H251ZM256 161H257V160H256ZM9 162H10V161H9ZM24 162H25V161H24ZM65 162H66V161H65ZM80 162H81V161H80ZM91 162H92V160H91ZM94 162H96V161H94ZM105 162H106V160H105ZM144 162H145V161H144ZM189 162H190V161H189ZM227 162H229V161H227ZM240 162H241V160H240ZM240 162H239V164H240ZM243 162H244V160H243ZM246 162H247V159H246ZM249 162H250V161H249ZM262 162H264V161H262ZM56 163H57V162H56ZM62 163H63V162H62ZM62 163H61V164H62ZM73 163H74V162H73ZM92 163H93V162H92ZM155 163H156V162H155ZM186 163H187V162H186ZM241 163H242V162H241ZM247 163H248V162H247ZM254 163H255V162H254ZM257 163H258V162H257ZM23 164H24V163H23ZM39 164H40V162H39ZM41 164H42V163H41ZM89 164H90V163H89ZM93 164H94V163H93ZM117 164H118V161H117ZM149 164H150V162H149ZM193 164H194V163H193ZM230 164H234V163L231 162ZM243 164H244V163H243ZM8 165H9V164H8ZM10 165H11V164H10ZM10 165H9V166H10ZM12 165H13V164H12ZM29 165H30V164H29ZM33 165H34V164H33ZM47 165H49V164H47ZM47 165H46V168H47ZM86 165H87V164H86ZM97 165H99V164H97ZM103 165H104V164H103ZM187 165H188V167H189L190 163H189V164L187 163ZM191 165H192V164H191ZM191 165H190V167H192ZM226 165H227V164H226ZM255 165H256V164H255ZM257 165H258V164H257ZM1 166H4V165H0V167H1ZM9 166H8V167H9ZM17 166H18V165H17ZM17 166H16V169H17ZM22 166H23V165H22ZM35 166L37 167L36 162H35ZM57 166H59V164H57ZM68 166H69V165H68ZM88 166H91V165H88ZM93 166H94V165H93ZM115 166H116V165H115ZM193 166H194V165H193ZM199 166H200V165H199ZM222 166H223V165H222ZM236 166H237V165H236ZM239 166H240V165H239ZM242 166H243V165H242ZM242 166H241V168H242ZM258 166H259V165H258ZM258 166H256V168H257ZM10 167H11V166H10ZM13 167H14V166H12V169H13ZM62 167H63V166H62ZM77 167H78V166H77ZM79 167H80V166H79ZM200 167H201V166H200ZM216 167H217V166H216ZM226 167H227V166H226ZM244 167H245V166H244ZM251 167H252V166H251ZM23 168L25 169V166H24ZM42 168H43V167H42ZM51 168H52V167H51ZM71 168H72V167H71ZM91 168H92V167H91ZM102 168H103V167H102ZM118 168H119V167H118ZM159 168H160V167H159ZM164 168H165V167H164ZM179 168H180V167H179ZM221 168H222V167H221ZM230 168H231V167H230ZM232 168L234 169V167H232ZM245 168H246V167H245ZM253 168L255 169V167H253ZM40 169H41V167H40ZM54 169H55V168H54ZM54 169H52V170H54ZM68 169H69V168H68ZM86 169H87V168H86ZM94 169H97V168L95 167ZM99 169H100V168H99ZM162 169H163V168H162ZM167 169H168V168H167ZM193 169H194V168H193ZM195 169H196V168H195ZM228 169H229V168H228ZM246 169H247V168H246ZM262 169H263V167H262V165H261V169H260V170L258 169V170L261 171ZM8 170H9V169H8ZM22 170H23V169H22ZM29 170H30V168H29ZM49 170H50V169L48 168V171H49ZM97 170H98V169H97ZM100 170H101V169H100ZM181 170H182V169H181ZM190 170H191V169H190ZM210 170H211V169H210ZM226 170H227V169H226ZM239 170H240V168H239ZM251 170H252V169H251ZM251 170H250V172H251ZM258 170H257V171H258ZM2 171H3V170H2ZM12 171H13V170H12ZM25 171H26V170H25ZM30 171H31V170H30ZM41 171H42V170H41ZM60 171H61V169H60ZM77 171H78V170H77ZM113 171H114V170H113ZM163 171H166V170L163 169ZM184 171H185V170H184ZM193 171H194V170H193ZM217 171H218V170H217ZM223 171H224V170H223ZM223 171H222V172H223ZM228 171H229V170H228ZM235 171H236V170H235ZM245 171H246V170H245ZM245 171H244V172H245ZM255 171H256V170H255ZM259 171H258V173H259ZM8 172H9V171H8ZM13 172H14V171H13ZM43 172H44V171H43ZM66 172H67V171H66ZM83 172H84V171H83ZM99 172H100V171H99ZM194 172H195V171H194ZM219 172H221L220 169H219ZM261 172H262V171H261ZM263 172H264V169H263ZM6 173H7V172H6ZM46 173H47V171H46ZM46 173H45V174H46ZM49 173H50V172H49ZM78 173H79V172H78ZM104 173H106V172H104ZM104 173H103V174H104ZM234 173L236 174V172H234ZM253 173H254V171H253ZM253 173H251V174H253ZM9 174H11V172H9ZM29 174H30V173H29ZM36 174H37V173H36ZM41 174H42V173H41ZM45 174H44V175H45ZM76 174H77V173H76ZM86 174H87V173H86ZM90 174H91V173H90ZM98 174H99V173H98ZM115 174H116V173H115ZM129 174H130V173H129ZM129 174H128V175H129ZM158 174H159V173H158ZM209 174H210V173H209ZM219 174H221V173H219ZM226 174H228V173H226ZM255 174H256V173H255ZM255 174H254V175H255ZM11 175H12V174H11ZM16 175H17V173H16ZM20 175H21V172H20ZM42 175H43V174H42ZM46 175H47V174H46ZM77 175H78V174H77ZM125 175H126V174H125ZM145 175H146V174H145ZM161 175H162V174H161ZM230 175H231V174H230ZM254 175H253V176H254ZM3 176H4V175H3ZM9 176H10V175H9ZM61 176H62V175H61ZM94 176H96V175H94ZM115 176H116V175H115ZM225 176H226V175H225ZM238 176H239V175H238ZM243 176H244V174H243ZM260 176H261V175H260ZM10 177H11V176H10ZM12 177H13V176H12ZM19 177L21 178V176H19ZM85 177H87V176H85ZM88 177H89V176H88ZM88 177H87V178H88ZM203 177H204V176H203ZM213 177H214V176H213ZM244 177H245V176H244ZM258 177H259V176H258ZM262 177H263V176H262ZM262 177H261V179H262ZM7 178H8V177H7ZM13 178H15V177H13ZM28 178H29V177H28ZM30 178H31V177H30ZM46 178H47V176H46ZM64 178H65V177H64ZM69 178H71V177L69 176ZM69 178H68V179H69ZM89 178H90V177H89ZM119 178H121V177L119 176ZM226 178L228 179V175L225 177V179H226ZM240 178H241V174H240ZM240 178H238V179H240ZM246 178H247V177H246ZM248 178H249V177H248ZM251 178H252V177H251ZM0 179H1V178H0ZM9 179H10V178H9ZM17 179H18V176H17ZM43 179H44V178H43ZM43 179H42V180H43ZM66 179H67V178H66ZM121 179H123V178H121ZM121 179H119V180H121ZM130 179H131V178H130ZM190 179H191V178H190ZM225 179H224V180H225ZM242 179H244V178H242ZM255 179H256V178H255ZM257 179H258V178H257ZM259 179H260V178H259ZM259 179H258V180H259ZM261 179H260V180H261ZM263 179H264V178H263ZM263 179H262V180H263ZM1 180H2V179H1ZM6 180H7V179H6ZM49 180H50V179H49ZM49 180H48V182H49ZM59 180H60V179H59ZM101 180H102V179H101ZM128 180H129V178H128ZM198 180H199V179H198ZM206 180H207V179H206ZM206 180H205V182H206ZM230 180H231V178H230ZM240 180H241V179H240ZM247 180H248V179H247ZM247 180H246V181H247ZM251 180H253V178H252ZM11 181H12V180H10V182H11ZM30 181H31V180H30ZM45 181H46V180H45ZM62 181H63V180H62ZM202 181H204V180H202ZM243 181H244V180H243ZM243 181H242V183H243ZM246 181H245V182H246ZM4 182H5V181H4ZM34 182H35V181H34ZM59 182H61V181H59ZM94 182H95V181H94ZM208 182H209V181H208ZM213 182H214V181H213ZM213 182H212V180L210 181V183H212V184H213ZM220 182H221V181H220ZM222 182H223V181H222ZM222 182L219 183V184H222ZM260 182H261V181H260ZM262 182H263V181H262ZM5 183H6V182H5ZM14 183H15V182H14ZM43 183H44V182H42V184H43ZM57 183H58V182H57ZM61 183H62V182H61ZM76 183H77V182H76ZM195 183H196V182H195ZM215 183H216V182H215ZM231 183H232V181H231ZM231 183H230V184H231ZM240 183H241V182H240ZM23 184H24V183H23ZM31 184H32V183H31ZM59 184H60V183H59ZM100 184L102 185V182H101ZM196 184H198V183H196ZM206 184H207V182H206ZM217 184H218V183H217ZM223 184H225V183H223ZM238 184H239V182H238ZM255 184H256V183H255ZM259 184H261V183H259ZM262 184H263V183H262ZM262 184H261V185H262ZM1 185H2V184H1ZM9 185H10V184H9ZM27 185H28V184H27ZM54 185H55V184H54ZM76 185H77V184H76ZM90 185H91V183H90ZM111 185H112V184H111ZM137 185H138V184H137ZM137 185H136V186H137ZM204 185H205V183H204ZM210 185H211V184H210ZM210 185H209V187H211ZM225 185H226V184H225ZM231 185H233V184H231ZM236 185H237V184H236ZM263 185H264V184H263ZM2 186H3V185H2ZM7 186H8V184H7ZM32 186H33V185H32ZM93 186H94V185H93ZM207 186H208V184H207ZM220 186H221V185H220ZM240 186H241V185H240ZM254 186H256V185H254ZM10 187H11V186H10ZM10 187H9V188H10ZM12 187H13V186H12ZM22 187H23V186H22ZM26 187H27V186H26ZM44 187H45V186H44ZM51 187H52V185H51ZM55 187H56V186H55ZM197 187H198V186H197ZM204 187H205V186H204ZM223 187H224V186H223ZM230 187H231V186H230ZM234 187H235V186H234ZM236 187H237V186H236ZM248 187H249V186H248ZM248 187H247V188H248ZM258 187H260V186L258 185ZM27 188H28V187H27ZM35 188H36V187H35ZM49 188H50V185H49ZM90 188H91V187H90ZM176 188H177V187H176ZM199 188H200V187H199ZM215 188H216V187H215ZM225 188H227V186H226ZM252 188H253V187H252V185H251V189H250V190H252ZM255 188H256V187H255ZM260 188L262 189V186H261ZM20 189H21V187H20ZM46 189H47V188H46ZM50 189H51V188H50ZM52 189H53V187H52ZM73 189H75V188L73 187ZM91 189H92V188H91ZM211 189H213V188H211ZM220 189H222V187H220ZM238 189H239V187H238L236 190H238ZM261 189H260V190H261ZM263 189H264V187H263ZM0 190H2V188H0ZM25 190H27V189H25ZM39 190H40V189H39ZM70 190H71V189H70ZM79 190H80V189H79ZM142 190H143V189H142ZM167 190H168V189H167ZM214 190H215V189H214ZM229 190H230V189H229ZM234 190H235V189H234ZM241 190H242V189H241ZM10 191H11V190H10ZM23 191H24V190H23ZM42 191H43V190H42ZM59 191H60V190H59ZM105 191L107 192V190H105ZM115 191H117V190H115ZM124 191H125V190H124ZM145 191H146V190H145ZM208 191H209V190L207 189L206 192H208ZM217 191H218V190H217ZM227 191H228V190H227ZM243 191H245V190H243ZM246 191H248V190H246ZM252 191H253V190H252ZM257 191H258V190H257ZM257 191H256V192H257ZM262 191H263V190H262ZM7 192H8V190H7ZM43 192H45V191H43ZM43 192H42V193H43ZM51 192H52V191H51ZM170 192H171V191H170ZM209 192H210V191H209ZM235 192H237V191H235ZM238 192H240V189H239ZM260 192H261V191H260ZM260 192H258V193L261 194L262 192H261V193H260ZM20 193H22V192H20ZM23 193H25V192H23ZM60 193H61V192H60ZM75 193H77V192H75ZM101 193H102V192H101ZM101 193H100V194H101ZM139 193H140V192H139ZM167 193H168V191H167ZM210 193H211V192H210ZM212 193H213V191H212ZM212 193H211V194H212ZM214 193H215L214 195H216V192H214ZM223 193H224V192H223ZM225 193H226V192H225ZM229 193H230V192H229ZM231 193H234V191L232 190ZM231 193H230V194H231ZM246 193H247V192H246ZM251 193H252V192H251ZM36 194H37V193H36ZM44 194H45V193H44ZM102 194H103V193H102ZM102 194H101V195H102ZM116 194H117V192H116ZM116 194H115V195H116ZM148 194H149V193H148ZM169 194H171V193H169ZM187 194H188V193H187ZM201 194H202V193H201ZM226 194H227V193H226ZM226 194H225V195H226ZM235 194H236V193H235ZM235 194H234V196H235ZM243 194H244V193H243ZM243 194H242V195H243ZM255 194H256V193H255ZM32 195H33V194H32ZM60 195H61V194H60ZM112 195H113V194H112ZM122 195H123V194H122ZM163 195H164V193H163ZM199 195H200V194H199ZM222 195H223V194H222ZM227 195H228V194H227ZM231 195H232V194H231ZM237 195H238V194H237ZM263 195H264V194H263ZM10 196L12 197V195H10ZM67 196H68V195H66V197H67ZM80 196H82V195L80 194ZM93 196H95V195H93ZM183 196H184V195H183ZM196 196H197V195H196ZM196 196H194V198H196ZM208 196H210V195L208 194ZM208 196H207V197H208ZM229 196H230V195H229ZM243 196H244V195H243ZM255 196H256V195H255ZM259 196H260V195H259ZM8 197H9V196H8ZM16 197H17V196H16ZM16 197H15V200H14V201H16ZM21 197H22V196H21ZM40 197H41V196H40ZM119 197H120V196H119ZM184 197H185V196H184ZM211 197H212V200H213L214 198H213L212 195H211ZM219 197H220V196H219ZM226 197H227V196H226ZM235 197H236V196H235ZM257 197H258V196H257ZM6 198H7V196H6ZM22 198H23V197H22ZM87 198H88V197H87ZM112 198H113V197H112ZM122 198H123V197H122ZM185 198H186V197H185ZM191 198H192V197H191ZM215 198H218V197H215ZM231 198H232V197H231ZM233 198H234V197H233ZM263 198H264V197H263ZM30 199H31V198H30ZM30 199H28V202H29ZM33 199H34V198H33ZM36 199H37V198H36ZM39 199H41V198H39ZM45 199H47V196H46ZM73 199H74V198H73ZM100 199H101V198H100ZM117 199H118V197H117ZM208 199H209V197H208ZM223 199H224V197H223ZM0 200H1V199H0ZM54 200H55V199H54ZM182 200H184V199L182 198ZM186 200H187V199H186ZM186 200L183 201V202H186ZM194 200H195V199H194ZM196 200H197V198H196ZM263 200H264V199H263ZM263 200H262V201H263ZM41 201H42V200H41ZM69 201H70V200H69ZM110 201H111V200H110ZM116 201H117V200H116ZM124 201H125V200H124ZM198 201H199V200H198ZM221 201H222V200H221ZM258 201H259V200H258ZM23 202H24V201H23ZM35 202H37V201H35ZM35 202H34V203H35ZM67 202H68V201H67ZM100 202H101V200H100ZM107 202H108V201H107ZM176 202H177V201H176ZM181 202H182V201H181ZM189 202H190V201H189ZM204 202H205V201H204ZM231 202H232V201H231ZM110 203H111V202H110ZM190 203H191V202H190ZM207 203H208V202H207ZM211 203H212V202H211ZM213 203H214V200H213ZM215 203H217V202L215 201ZM220 203H221V202L218 201V203L215 204L214 206H216V205H218V204H220ZM226 203H227V202H226ZM235 203H236V202H235ZM254 203H255V202H254ZM259 203H260V202H259ZM261 203L263 204V202H261ZM21 204H22V202H21ZM78 204H79V203H78ZM83 204H84V202H83ZM93 204H94V203H93ZM111 204H112V203H111ZM174 204H175V203H174ZM182 204H183V203H182ZM222 204H223V202H222ZM236 204H237V203H236ZM238 204H239V203H238ZM238 204H237V205H238ZM74 205H75V204H74ZM94 205H95V204H94ZM96 205H97V204H96ZM96 205H95V208H96ZM185 205H187V204H185ZM185 205H183V206H185ZM208 205H210V204H208ZM220 205H221V204H220ZM15 206H16V205H15ZM15 206H14V207H15ZM20 206H21V205H20ZM76 206H77V205H76ZM97 206H99V205H97ZM113 206H115V205H113ZM129 206H130V205H129ZM133 206H134V205H133ZM173 206H174V205H173ZM173 206H172V207H173ZM175 206H176V205H175ZM177 206L180 207V205H177ZM222 206H223V205H222ZM14 207H12V208H14ZM40 207H41V206H40ZM66 207H67V206H66ZM71 207H72V206H71ZM88 207H90V206L88 205ZM111 207H112V206H111ZM120 207H122V206L120 205ZM120 207H119V208H120ZM140 207H141V206H140ZM172 207H171V208H172ZM178 207H176V208H178ZM187 207L189 208V203H188ZM223 207H224V206H223ZM1 208H2V207H1ZM10 208H11V207H10ZM12 208H11V209H12ZM18 208H19V207H18ZM20 208H21V207H20ZM79 208H80V207H79ZM112 208H113V207H112ZM130 208H131V207H130ZM182 208H183V207H182ZM182 208H181V209H182ZM191 208H192V207H191ZM195 208H196V207H195ZM207 208H209V207H207ZM217 208H218V207H217ZM220 208H221V207H220ZM220 208H219V209H220ZM3 209H4V207H3ZM8 209H9V206H8ZM11 209H9V210H11ZM36 209H38V208H36ZM90 209H92V208H90ZM106 209H107V207H106ZM121 209H122V208H121ZM121 209H120V210H121ZM133 209H135V207H134ZM183 209L186 210L185 207H184ZM38 210H40V208H39ZM71 210H72V209L69 208V211H71ZM111 210H112V209H111ZM120 210H119V211H120ZM172 210H173V209H172ZM174 210H176V209H174ZM222 210H223V208H221V211H222ZM11 211H12V210H11ZM13 211H14V209H13ZM15 211H16V210H15ZM72 211H74V210H72ZM137 211H138V210H137ZM186 211L189 212L188 209H187ZM193 211H194V210H193ZM0 212H1V210H0ZM2 212H3V211H2ZM34 212H35V211H34ZM34 212H33V213H34ZM37 212H38V211H37ZM39 212H40V211H39ZM39 212H38V213H39ZM66 212H67V211H66ZM88 212H90V211H88ZM195 212H196V211H195ZM218 212H219V211H218ZM9 213H10V211H9ZM14 213H16V212H14ZM14 213H13V214H14ZM35 213H36V212H35ZM40 213H41V212H40ZM67 213H68V212H67ZM73 213H74V212H73ZM84 213H86V212L84 211ZM118 213H119V212H118ZM118 213H117V215H118ZM123 213H124V212H123ZM134 213H135V212H134ZM142 213H144V212H142ZM193 213H194V212H193ZM11 214H12V213H11ZM17 214H18V213H17ZM25 214H26V213H25ZM49 214H50V213H49ZM69 214H70V213H69ZM86 214H87V213H86ZM86 214H84V215H86ZM89 214H90V213H89ZM127 214H128V212H127ZM145 214H146V213H145ZM156 214H157V213H156ZM216 214H217V213H216ZM219 214H220V213H219ZM5 215H6V214H5ZM8 215H9V214H8ZM18 215H19V214H18ZM36 215H37V214H36ZM36 215H35V216H36ZM38 215H39V214H38ZM87 215H88V214H87ZM91 215H92V214H91ZM109 215H110V214H109ZM117 215H116V216H117ZM135 215H136V214H135ZM142 215H144V214H142ZM146 215H147V214H146ZM153 215H154V214H153ZM189 215H191V214H189ZM247 215H248V214H247ZM10 216H11V215H10ZM32 216H34V214H33ZM69 216H70V215H69ZM93 216H95V215H93ZM122 216H123V214H122ZM128 216H129V215H128ZM21 217H22V215H21ZM36 217H37V216H36ZM47 217H48V216H47ZM47 217H46V218H47ZM70 217H71V216H70ZM86 217H88V216H86ZM196 217H199V215H197ZM203 217H204V215H203ZM203 217H202V218H203ZM256 217H257V216H256ZM0 218H1V217H0ZM15 218H16V216H15ZM38 218H39V216H38ZM88 218L90 219V217H88ZM91 218H92V217H91ZM134 218H135V217H134ZM248 218H250V217H248ZM248 218H246V219H248ZM259 218H260V220L263 219V218H261V217H259ZM4 219H5V221H7L6 218H4ZM10 219H11V218H10ZM33 219H34V218H33ZM33 219H32V220H33ZM35 219H36V218H35ZM35 219H34V220H35ZM67 219H68V217H67ZM111 219H112V218H111ZM118 219H119V218H118ZM142 219H143V217H142ZM197 219H198V218H196V220H197ZM244 219H245V218H244ZM254 219H255V217H254ZM2 220H3V218H2ZM2 220H1V221H2ZM21 220L24 221L22 218H21ZM34 220H33V221H34ZM69 220H70V219H69ZM77 220H79V219H77ZM115 220H116V218H115ZM179 220H180V219H179ZM179 220H177V221H179ZM184 220H186V218H185ZM189 220H190V219H189ZM194 220H195V219H194ZM196 220H195V221H196ZM210 220H211V219H210ZM212 220H213V219H212ZM250 220H251V219H250ZM250 220L247 221V222L249 223ZM257 220H258V219H257ZM263 220H264V219H263ZM3 221H4V220H3ZM36 221H37V220H36ZM70 221H71V220H70ZM73 221H74V219H73ZM111 221H112V220H111ZM149 221H150V220H149ZM151 221H152V220H151ZM180 221H181V220H180ZM245 221H246V220H245ZM255 221H256V220H255ZM10 222H11V221H10ZM19 222H20V218H19ZM68 222H69V221H68ZM127 222H128V221H127ZM172 222L174 223V220H173ZM196 222H197V221H196ZM198 222H199V221H198ZM206 222H207V221H206ZM206 222H205V223H206ZM247 222H246V223H247ZM251 222H253V221L251 220ZM12 223H14V222H11V224H12ZM21 223H22V222H21ZM24 223H25V222H24ZM29 223H30V222H29ZM33 223H34V222H33ZM33 223H32V225H33ZM71 223H72V222H71ZM110 223H111V222H110ZM173 223H172V224H173ZM176 223H177V222H176ZM186 223H187V222H186ZM217 223H219V222H217ZM253 223H254V222H253ZM256 223H257V225H258V222H256ZM259 223H262V221L259 222ZM27 224H28V223H27ZM83 224H85V222H84ZM121 224H122V223H121ZM125 224H126V223H125ZM187 224H188V223H187ZM187 224H186V225H187ZM192 224H195V223L193 222ZM192 224H191V225H192ZM221 224H222V223H221ZM3 225H4V224H3ZM7 225H8V223H7ZM7 225H6V227H7ZM9 225H10V224H9ZM69 225H70V224H69ZM75 225H76V224H75ZM144 225H145V224H144ZM178 225H179V224H178ZM180 225H181V223H180ZM218 225H220V223H219ZM223 225H224V224H223ZM245 225H246V224H245ZM252 225H253V224H252ZM259 225H260V224H259ZM84 226H85V225H84ZM173 226H174V225H173ZM192 226H193V225H192ZM224 226H225V225H224ZM224 226H223V227H224ZM250 226H251V225H250ZM0 227H2V225H1ZM10 227H11V226H10ZM14 227H15V226H14ZM46 227H47V226H46ZM46 227H45V228H46ZM50 227H51V226H50ZM175 227H177V226H175ZM180 227H181V226H180ZM180 227H179V228H180ZM211 227H212V226H211ZM216 227H217V226H216ZM218 227H219V226H218ZM218 227H217V228H218ZM220 227H222V226H220ZM246 227H247V225H246ZM253 227H254V226H253ZM255 227H256V226H255ZM260 227H261V226H260ZM7 228H8V227H7ZM45 228H44V229H45ZM89 228H90V227H89ZM138 228H139V227H138ZM179 228H177V229H179ZM208 228H210V227H208ZM213 228H214V227H213ZM217 228L212 229V231H213V230H216ZM251 228H252V227H251ZM263 228H264V227H263ZM0 229H1V228H0ZM2 229H3V228H2ZM8 229H9V228H8ZM52 229H53V228H52ZM55 229H56V228H55ZM101 229H102V228H101ZM101 229H100V230H101ZM121 229H122V228H121ZM180 229H181V228H180ZM180 229H179V231H180ZM195 229H196V227H195ZM224 229H225V227H224ZM12 230H13V229H12ZM41 230H42V229H41ZM41 230H40V231H41ZM68 230H69V229H68ZM70 230H71V228H70ZM76 230H77V229H76ZM136 230H138V229H136ZM144 230H145V229H144ZM165 230H167V228H166ZM173 230H174V229H173ZM181 230H182V229H181ZM201 230H202V229H201ZM201 230H200V231H201ZM205 230L208 231V229H206V228H205ZM218 230H219V229H218ZM218 230H216V231H218ZM222 230H223V229H222ZM222 230H221V232H222V234H223V231H222ZM254 230H256V229H254ZM259 230H260V229H259ZM6 231H8V230H6ZM40 231H38V232H40ZM53 231H54V229H53ZM53 231H52V232H53ZM55 231H56V230H55ZM87 231H88V230H87ZM97 231H98V230H97ZM141 231H142V230H141ZM209 231H210V233H212L211 230H209ZM245 231H247V230H245ZM251 231L253 232L252 229H251ZM3 232H4V231H3ZM3 232H2V233H3ZM13 232H15V231H13ZM41 232H42V231H41ZM164 232H165V231H164ZM166 232L168 233V231H166ZM171 232H172V231H171ZM177 232H178V231H177ZM181 232H183V231H181ZM186 232H187V231H186ZM198 232H199V230H198ZM5 233H6V232H5ZM15 233H16V232H15ZM15 233H14V234H15ZM42 233H43V232H42ZM48 233L51 234V232H48ZM80 233H82V232H80ZM93 233H95V232H93ZM93 233H92V231H91L90 234H93ZM148 233H149V235H150V232H149V231H148ZM208 233H209V232H208ZM208 233H207V234H208ZM213 233H214V232H213ZM250 233H251V232H250ZM255 233H256V232H255ZM262 233H263V237H264V230H263ZM7 234H8V233H7ZM35 234H36V233H35ZM35 234H34V235H35ZM40 234H41V233H40ZM84 234H85V233H84ZM177 234H178V233H177ZM177 234H176L175 236H177ZM180 234L183 235V234H185V233L183 232V234H182V233H180ZM190 234H191V233H190ZM214 234H216V232H215ZM222 234H221V235H222ZM224 234H226V233H224ZM224 234H223V235H224ZM246 234H247V233H246ZM257 234H259V233H257ZM19 235H20V234H19ZM34 235H33V236H34ZM41 235H42V234H41ZM145 235H146V233H145ZM145 235H144V237H145ZM178 235H179V234H178ZM181 235H180V236H181ZM200 235H201V234H200ZM208 235H209V234H208ZM208 235H207V236H208ZM218 235H219V234H218ZM227 235H228V234H227ZM249 235H250V234H249ZM255 235H256V234H255ZM261 235H262V234H261ZM8 236H9V235H8ZM12 236H14V235L12 234ZM16 236H17V235H16ZM96 236H97V235H96ZM154 236H155V235H154ZM186 236L188 237V236H190V235H186ZM215 236H216V235H215ZM258 236H260V235H258ZM10 237H11V234H10ZM24 237H25V236H24ZM34 237H35V236H34ZM45 237H46V235H45ZM78 237H79V234H78ZM100 237H101V236H100ZM146 237H147V236H146ZM177 237H178V236H177ZM177 237L174 238V239H179V238H180V237H179V238H177ZM181 237H182V236H181ZM192 237H193V236H192ZM198 237H200V236H198ZM252 237H254V236H252ZM252 237H251V238H252ZM263 237H262V238H263ZM3 238H4V237L2 236V240H3ZM11 238H12V237H11ZM18 238H19V237H18ZM18 238H17V239H18ZM28 238H29V237H28ZM36 238H37V237H36ZM79 238H80V237H79ZM82 238H83V237H82ZM182 238H183V237H182ZM221 238H223V237H220L219 239H221ZM251 238H250V239H251ZM21 239H22V238H21ZM29 239H30V238H29ZM43 239H44V238H43ZM54 239H55V238H54ZM126 239H127V238H126ZM160 239H161V238H160ZM212 239H213V238H212ZM223 239H224V238H223ZM252 239H253V238H252ZM252 239H251V240H252ZM2 240H1V242H2ZM18 240H19V239H18ZM30 240H31V239H30ZM78 240H79V239H78ZM91 240H92V239H91ZM131 240H132V239H131ZM134 240H135V239H134ZM161 240H162V239H161ZM184 240H185V239H184ZM251 240H250V241H251ZM256 240H257V239H256ZM4 241H6V239H5ZM9 241H10V240H9ZM9 241H8V242H9ZM14 241H15V240H14ZM20 241H21V240H20ZM23 241H26V240H23ZM27 241H28V239H27ZM35 241H36V240H35ZM35 241H34V242H35ZM37 241H38V240H37ZM51 241H52V240H51ZM92 241H93V243H94V240H92ZM95 241H96V240H95ZM152 241H153V240H152ZM162 241H163V240H162ZM171 241H172V240H171ZM180 241H181V240H179V242H180ZM182 241H183V240H182ZM214 241H215V240H214ZM214 241H213V242H214ZM219 241H220V240H219ZM261 241H264V240L261 239ZM32 242H33V240H32ZM42 242H43V241H42ZM46 242H47V241H46ZM97 242H98V241H97ZM97 242H96V243H97ZM169 242H170V241H169ZM176 242H177V241H176ZM251 242H252V241H251ZM256 242H257V241H256ZM258 242H260V241H258ZM6 243H7V242H6ZM29 243H30V241H29ZM55 243H56V241H55ZM90 243H91V242H90ZM96 243H95V244H96ZM188 243H190V242H188ZM215 243H216V241H215ZM249 243H250V242H249ZM252 243H253V242H252ZM262 243H263V242H262ZM262 243H261V244H262ZM22 244H23V243H22ZM47 244H48V243H47ZM56 244H57V243H56ZM82 244H83V243H82ZM84 244H85V243H84ZM97 244H98V243H97ZM112 244H113V243H112ZM185 244H186V242H185ZM192 244H193V243H192ZM211 244H212V242H211ZM4 245H6L5 242H4ZM34 245H35V243H34ZM45 245H46V244H45ZM158 245H159V244H158ZM169 245H170V244H169ZM174 245H175V244H174ZM177 245H178V244H177ZM182 245H183V244H182ZM188 245H189V244H188ZM194 245H195V244H194ZM194 245H193V246H194ZM9 246H10V245H9ZM184 246H185V245H184ZM195 246H197V245H195ZM1 247H2V246H1ZM35 247H36V246H35ZM93 247H94V246H93ZM107 247H108V246H107ZM2 248H3V247H2ZM2 248H1V249H2ZM4 248H5V247H4ZM169 248H170V247H169ZM169 248H168V249H169ZM171 248H172V247H171ZM173 248H174V247H173ZM188 248H189V247H188ZM191 248H192V247H191ZM263 248H264V247H263ZM263 248H262V249H263ZM17 249H18V248H17ZM44 249H46V248H44ZM80 249H81V248H80ZM94 249H95V248H94ZM94 249H93V250H94ZM186 249H187V248H186ZM228 249H229V247H228ZM230 249H231V248H230ZM9 250H10V249H9ZM15 250H16V248H15ZM40 250H41V249H40ZM95 250H96V249H95ZM165 250H166V249H165ZM182 250H183V249H182ZM1 251H2V250H1ZM10 251H11V250H10ZM16 251H18V250H16ZM25 251H26V250H25ZM36 251L38 252L39 250L37 249ZM55 251H56V250H55ZM84 251H85V250H84ZM84 251L81 250V252H84ZM199 251H201V250H199ZM3 252H4V251H3ZM3 252H2V253H3ZM19 252H20V249H19ZM19 252H18V255H19ZM58 252H59V251H58ZM58 252H57V253H58ZM75 252H76V251H75ZM75 252H74V253H75ZM91 252H92V251H91ZM180 252H181V254H182L181 249H180ZM202 252H203V251H202ZM254 252H255V251H254ZM10 253H11V252H10ZM27 253H28V252H27ZM27 253H26V254H27ZM38 253H39V252H38ZM44 253H45V252H44ZM44 253H43V254H44ZM84 253H85V252H84ZM199 253H200V252H199ZM199 253H197V254H199ZM258 253H259V252H258ZM0 254H1V253H0ZM8 254H9V252H8ZM13 254H14V253H13ZM29 254H30V252H29L28 255H26V256H29ZM35 254H36V252H35ZM59 254H60V253H59ZM81 254H82V253H81ZM85 254H86V253H85ZM116 254H117V253H116ZM246 254H247V252H246ZM250 254H251V251H250ZM263 254H264V253H263ZM1 255H2V254H1ZM1 255H0V256H1ZM14 255H15V254H14ZM37 255H38V254H37ZM57 255H58V254H57ZM73 255H74V254H73ZM73 255H72V256H73ZM101 255H102V254H101ZM103 255H104V254H103ZM183 255H184V254H183ZM248 255H249V254H248ZM252 255H253V254H252ZM12 256H13V255H12ZM24 256H25V255H24ZM32 256H33V255H32ZM32 256H31V257H32ZM46 256H47V255H46ZM82 256H83V255H82ZM84 256L86 257V255H84ZM92 256H93V255H92ZM105 256H106V254H105ZM177 256H178V255H177ZM203 256H204V255H203ZM203 256L201 255V258H202ZM1 257H2V256H1ZM48 257H49V256H48ZM59 257H60V256H58V258H59ZM73 257H74V256H73ZM78 257H79V256H78ZM208 257H209V256H208ZM210 257H211V255H210ZM256 257H257V256H256ZM256 257H255V260L257 261ZM17 258H19V257L17 256ZM27 258H28V257H27ZM33 258H34V257H33ZM61 258H63V257H61ZM86 258H87V257H86ZM88 258H89V257H88ZM114 258H115V257H114ZM126 258H127V257H126ZM159 258H160V257H159ZM183 258H184V257H183ZM185 258H188V257H185ZM204 258H205V257H204ZM248 258H249V257H248ZM248 258H247V259H248ZM252 258H253V257H252ZM14 259H15V258H14ZM19 259H20V258H19ZM23 259H24V258H23ZM30 259H31L30 261L33 260L32 258H30ZM65 259H66V258H65ZM98 259H99V258H98ZM110 259H113V258H110ZM127 259H128V258H127ZM160 259H161V258H160ZM162 259H163V258H162ZM181 259H182V258H181ZM191 259H192V258H190V259H188V260L190 261ZM210 259H212V258H210ZM243 259H245V257H244ZM249 259H250V258H249ZM249 259H248V260H249ZM258 259H259V258H258ZM24 260H25V259H24ZM28 260H29V258H28ZM43 260H44V259H42V262H43ZM48 260H49V259H48ZM48 260H47V262H48ZM101 260H102V259H101ZM157 260H158V258H157ZM186 260H187V259H186ZM188 260H187V261H188ZM202 260H203V258H202ZM206 260H207V259H206ZM208 260H209V258H208ZM253 260H254V259H253ZM261 260H262V259H261ZM19 261H20V260H19ZM39 261H41V257H40ZM39 261L37 260V262H39ZM44 261H45V260H44ZM92 261H93V260H92ZM103 261H104V260H103ZM121 261H122V260H121ZM132 261H133V260H132ZM172 261H174V260H172ZM177 261H178V260H177ZM184 261H185V260H184ZM199 261H200V259H199ZM199 261H197V262H199ZM250 261H251V260H250ZM259 261H260V260H259ZM0 262H1V261H0ZM26 262L28 263V261H26ZM34 262H35V261H34ZM97 262H98V260H97ZM111 262H112V261H111ZM114 262H115V261H114ZM117 262H118V261H117ZM117 262H116L115 264H117ZM158 262H159V261H158ZM161 262H162V261H161ZM190 262H192V260H191ZM246 262H248V261H246ZM257 262H258V261H257ZM261 262H262V261H261ZM6 263H7V262H6ZM14 263H15V261H14ZM20 263H21V262H20ZM20 263H19V264H20ZM32 263H33V262H32ZM43 263H45V262H43ZM57 263H58V262H57ZM91 263H93V262H91ZM149 263H150V262H149ZM170 263H171V262H170ZM180 263H181V262H180ZM28 264H29V263H28ZM33 264H34V263H33ZM38 264H40V262H39ZM58 264H59V263H58ZM63 264H64V263H63ZM95 264H96V262H95ZM123 264H124V263H123ZM152 264H153V263H152ZM165 264H166V263H165ZM173 264H174V263H173ZM182 264H183V263H182ZM186 264H187V263H186ZM188 264H189V263H188ZM190 264H191V263H190ZM194 264H195V263H194ZM199 264H200V263H199ZM257 264H261V263L259 262V263H257Z\"/></svg>",
  "mask_w": 264,
  "mask_h": 264
}]
</instances>
